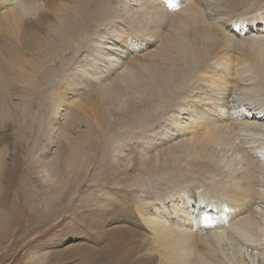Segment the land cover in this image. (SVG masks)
Masks as SVG:
<instances>
[{"label": "bare ground", "instance_id": "1", "mask_svg": "<svg viewBox=\"0 0 264 264\" xmlns=\"http://www.w3.org/2000/svg\"><path fill=\"white\" fill-rule=\"evenodd\" d=\"M0 8H3L0 31L8 36L5 57L18 56L21 51L18 44L26 48L31 46L27 53L33 61L18 56L19 67H16L19 72L16 78L25 88H35L40 77L37 74L42 75L43 70L50 76L56 70L53 79L56 78L60 66L53 63L54 58L62 55L69 59V53L81 45H87L89 50L108 39L107 48L116 50L115 56L108 49L101 52L102 62L92 71L79 63L74 71L77 79L78 75L81 77L78 83L77 80L72 84L66 81L54 83L58 94L51 95L49 106L52 124H57L54 130L49 126L51 135L48 139L50 136L56 139L57 136L52 134L58 132L60 126L74 133L67 137L64 149L56 151L58 159L52 160L51 166L47 161V175H57L62 166L61 156L65 157V169L70 172H78V163L84 167L86 162V169L94 164V169H90L99 174L104 167L112 171L109 163L101 166L100 171L96 170V157L103 154L102 151H86L82 161L73 163L80 158L76 147L92 141V136H97L100 148L108 141L114 144L115 139L110 140L114 126L126 130V125L140 117L142 102L145 108L157 107L155 113L148 112L149 117L164 114L170 120L166 129L159 126L160 145L166 144L163 134H167V140L176 138L179 142L177 136L185 135L188 130L192 133L180 141L184 143L175 145H183L177 147L178 151L162 148L160 152L148 143L141 152L136 150L137 157L131 159L128 156L123 163L122 169L133 172L132 178L125 180L130 186L133 179L138 186L148 189L156 185L155 181L160 182L159 186L170 180L174 183L179 180L178 184L155 191L151 193L152 197L146 195L150 201L144 203L128 201L125 196L120 201L111 200L119 214L106 208L98 212L94 208L97 215L107 211L117 217L116 221H123L116 223L118 226L137 217L143 226L151 229L152 239L141 242L146 243L140 247L148 253L141 255L146 261L137 260L135 264H155L156 258L157 264H260L257 254L264 250V157H254L253 150L249 152L246 148L245 138L250 133L261 134L264 123H258L262 119L251 109L245 111L255 115L252 122L239 117L232 121L228 117L231 116V104H234L232 100L246 102L256 97L264 105V0H51L50 4L46 0H0ZM98 27L102 29L97 32ZM104 28L113 30L108 35V29ZM92 32L94 34L89 35ZM137 51L139 53H134ZM3 53L0 47V55ZM12 68V62H6L5 70L10 72ZM234 86L235 91L232 90ZM63 92L78 97L72 103L69 99L70 105L75 106L74 112L62 100ZM145 94L155 96L146 99ZM0 98L4 97L0 95ZM126 100L131 102L130 107L125 105ZM28 101L22 102L25 110L22 119L25 121L32 119ZM169 103L175 107L169 109ZM240 104L237 103L235 111L244 107ZM64 105L69 107L62 114L65 122L62 125L55 117ZM7 108H3L4 111L0 108L4 112L2 115L8 116ZM123 134L127 135L124 140L127 143L130 134ZM130 151L135 152V148ZM112 157L117 161V155L113 153ZM118 164L121 166V162ZM139 171L144 174H138ZM81 178L75 180L76 185L80 184ZM92 189L93 193L99 194V189ZM50 190L51 199L57 197L58 191H61L60 197L64 194L58 184H53ZM42 195V212L51 216L48 212L53 204L59 211L70 214L66 203L69 198L58 200L57 197L52 202L47 200L46 192ZM209 196L217 197L210 204L221 209L218 230L214 229L216 221L211 219L209 210L205 207L197 210ZM225 225L230 228L222 229ZM225 240L228 243L224 245ZM114 242L123 246L127 241L117 239ZM229 245L231 249L227 250ZM122 248H117L124 253V256L119 255L118 261L124 264L129 255Z\"/></svg>", "mask_w": 264, "mask_h": 264}, {"label": "rangeland", "instance_id": "2", "mask_svg": "<svg viewBox=\"0 0 264 264\" xmlns=\"http://www.w3.org/2000/svg\"><path fill=\"white\" fill-rule=\"evenodd\" d=\"M46 1L47 3L49 2V4L51 3V0ZM5 9H7V7H5ZM7 10H9V8ZM41 11H43V9H41ZM0 12H3V8H0ZM100 28L102 29V27H98L96 31H101ZM104 29H108L106 31L108 35L109 32L113 30L112 28ZM91 34H94V32L90 33L89 35ZM7 37L8 36L6 34L0 31V47L4 51L3 55H0V95L4 97L0 98V108L4 111V109L8 107L7 109L10 112H8V116H5V114L2 115L3 111L0 109V264H104V262L105 264H121L118 261V257L124 256V253L122 251H117L118 247H124V249L122 248L124 252L128 251L127 256H129L126 260L127 263L125 262L124 264H130V262L132 264H135L137 260H141V262L144 263L146 261V258L141 257V255H148V253L146 250L141 251L140 247H144L146 243L141 242L150 241L152 239L153 232L151 231V229H149L147 226H143L141 224L142 220L140 221V219H137V217H133V221L131 222L124 221V225L122 224L123 226H118V224L122 223L123 221H116L117 217L115 215L107 211L100 212L97 215L96 211L99 212V210H103L106 208L112 213L119 214V210L114 204L111 203V200L120 201L121 197L124 198L125 196L128 201L132 200L136 201V203H144L150 201V199L145 198L146 195L152 197L151 193H155V191H161L162 188L164 190L169 187H174L176 184H178V179V182L175 181L174 183V180L172 182H170V180L162 186H159V181H155L156 183H154L156 185H152L151 188L148 189L144 186H138L136 184V179H133L130 186L129 184H125V180L128 178H132L131 174L133 172L128 169H122L124 165L123 163H125V161L129 157L131 159H134L135 155L137 157V151L139 150L141 152L148 143L151 144L150 147H154L153 149L157 148V151L160 152L166 148L170 151H178L177 147H181L183 145H175L177 143H184L180 141L190 137L192 133H189L190 131L188 130L185 135L177 136V138L180 139L179 142L176 138L167 140V134H163L162 137L164 138L166 144L160 145L161 139H159L158 136L160 127L165 126L166 129V126L168 125L170 120H168L169 118L167 119L164 114H156V118L149 117V113H155V109L157 110V107H153L152 109L151 107L145 108V105L143 106L142 102V105L139 108V112H141L142 114L144 113L145 115H142L140 113V117H138L137 120L133 119L131 123L126 125V130L124 131L117 126H114V130L112 134H110V140L115 139L114 144L111 145V142L108 141L107 145L101 146L100 148L99 142H96L97 136H92L90 137L92 141H87L81 147H76V150L80 152V158L73 163L82 161L83 157L88 152L97 153L102 151L104 153L96 157V170L100 171L101 166L109 163V165L112 166V171L106 170L104 167L99 174L98 172L91 170L94 169V164H91V167L86 169V162L84 167H80V164L78 163L79 166L76 167V170H78V172L73 170L70 172V170L65 169V157L61 156L60 159H62L63 161H61L60 163L62 164V166L59 169L57 175L54 177L53 175H47L45 172L48 163L47 161L51 162V166L55 159H58V156L55 155L56 151L64 149V145L66 146L67 144V137H71V135L74 133L72 130L67 131L65 127L62 128V126H60L58 132L56 131L52 134L54 136H57L56 139L53 140L52 136H50L48 139V136L51 135L49 134L50 131L48 132V130L51 127L52 130H54L57 124V122H53L54 125L52 124V111L50 110L51 108L49 106L52 100L50 97H52L54 93L58 92L54 88V83L66 81L68 84H72L73 80H77L76 83H78L81 77L79 75L78 79L75 77V67L78 68L80 63L83 66L88 67L86 69L87 71L94 70L98 63L102 62L101 52L108 49L107 41L109 40L106 39L107 41H103L99 45H95L96 47L91 46V50L86 49L87 45L85 47L84 45H81L79 49L69 53V59H67L65 56L58 55L56 58H54L55 62H53L59 64L60 66L58 70L59 73H57L58 76L53 79L56 70H53V75L51 76L46 70H43L42 75H40V73L37 74V76H40L39 78L37 77V82H35L37 83V86L35 88H25V85H19L21 83V80L16 78V75L19 73L17 71V68L19 67L18 56H20L22 60L26 59L28 61H33V59H31V57L27 53L28 50L31 51V46H28L26 48L22 44H18L17 46L20 47L21 53L19 52L18 56L14 54L13 56L5 57V47L8 44ZM99 40L100 38L98 39V41ZM108 50L110 51L112 56L116 55V50L114 48H110ZM134 53L139 52L137 51ZM22 55H24L25 57H22ZM77 55L79 58L77 57ZM235 55L236 54H234L233 56L234 61L236 60ZM81 60H83V63H81ZM8 61L12 62L13 66L10 72L9 70H5L6 62ZM42 80H44V82L41 83ZM234 89H236L235 86L232 87L233 91H235ZM128 95H130L129 98L132 97L130 93H128L127 96ZM61 96H64L62 100H64V102L67 103L74 112L75 106H71L70 103H72V101L75 102L78 97L68 92L66 94L64 92L61 93ZM127 96L124 95L123 97L126 99ZM145 96L146 99H149L154 97L155 95L147 96L145 94ZM235 98L236 97H234V99ZM69 99L71 100V102ZM26 100H29L28 103L31 108V121H25L24 118L22 119L23 113L25 111L22 109V106L24 105V103L22 102H26ZM143 100L145 101V99ZM253 100H256V102H254ZM258 100L259 99L256 97H253L250 100H246V102L238 100L237 102L235 100H232V103L234 104H231V107L229 109L231 115L230 117H228L229 120L234 121L237 117H239L244 121L249 120L250 122H252L255 115H253V113L245 111L246 109H251L255 112V114H258L260 116V119H262L258 123H264V105L260 102V100L259 103ZM125 103V105H129V107L131 106L130 101L126 100ZM237 103L238 105L241 103L240 105L244 107L238 111H235ZM169 105V109L175 107L173 103H169ZM69 106L64 105L60 109L58 117H55V115L53 116L57 121L61 120L62 125H65L64 119H62V114L64 110L66 111L65 108ZM201 107L205 109L203 105H201ZM183 117L185 116L183 115ZM147 118H150V120H148ZM152 126H154L153 129ZM155 128H158L159 131ZM103 131L105 133V130ZM260 131L262 132L261 134L258 133V136L255 133H250V135L247 134L245 138V143L246 145L248 144L246 147L248 148L247 150H253L252 152H249H251L254 157L258 156L256 158L264 157V150L262 151V149H264V130L261 128ZM123 132H125V134H130L131 138H129L127 143H124L127 135H124ZM116 134L118 135L116 136ZM140 136H143L144 138H141ZM255 140H257V142ZM123 145L125 149H123ZM132 145L136 146L132 147ZM256 145L257 148H255ZM130 148H135V152H131ZM258 148L260 149L258 150ZM255 150L257 151L254 152ZM86 151L88 152L85 153ZM258 151L260 153H258ZM62 153L64 154V152ZM113 153L118 156L116 158L117 161H114V158L112 157ZM130 153H132L133 156ZM179 153L182 154V152L180 151ZM68 154H72V151ZM185 158L190 159L191 157L186 156ZM226 160L229 161L228 158H226ZM119 162H121L122 167L120 166V164H118ZM166 167H170V165H166ZM81 174L82 178L80 177ZM138 174L144 173L139 171ZM11 177L14 179L13 181H11ZM78 178H81V182L79 185H76V181ZM142 179L146 181L145 178ZM53 184H58L59 187H62V191L64 192V194L60 197L61 191H58V200H61L65 197L69 198L66 200V203H69H67V205L69 207V210H71L70 214L67 211H59V209H56L53 204H50L51 209L48 212L51 213V216L42 212L43 209L40 208L42 207V204L40 203L43 198L42 194H45L46 192V197L49 201L55 202L57 200V197L54 199H51L52 196L50 197V195H52L50 187ZM44 185L46 186V188ZM70 188L72 190H70ZM92 188H94L95 191H98L99 189V194L93 193ZM42 189L43 192H41ZM216 198L217 197L213 198V196H209L203 202V204L198 207L197 210H202L204 207L206 208V210H209L211 219L216 221L214 229L218 230L220 229V224L217 222V220L219 219V212H221V209H218L214 205L210 204L214 202ZM83 200L85 201L83 202ZM82 206L83 208H81ZM94 208L96 209V211ZM91 209H93L95 213H93V215H95V221L92 218ZM249 212H251V210H249ZM113 228L117 229L113 230ZM224 228H230V225H225L222 227V229ZM194 230L197 229L195 228ZM195 232H202V230ZM117 239H121L127 242L123 243V246H121L122 244H116L114 242V240ZM225 241L223 242L224 245L225 243H228V240ZM230 249L231 246H227V250ZM236 255L239 257L238 253ZM257 261L260 264H264V250H261V252L257 254ZM157 263L158 258H156L155 261V264Z\"/></svg>", "mask_w": 264, "mask_h": 264}]
</instances>
